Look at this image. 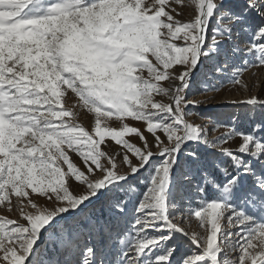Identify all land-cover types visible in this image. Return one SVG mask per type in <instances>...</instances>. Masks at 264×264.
I'll list each match as a JSON object with an SVG mask.
<instances>
[{"label":"snow or ice","instance_id":"6c2138e0","mask_svg":"<svg viewBox=\"0 0 264 264\" xmlns=\"http://www.w3.org/2000/svg\"><path fill=\"white\" fill-rule=\"evenodd\" d=\"M170 3L0 0V206L7 204L11 212L15 197L20 210L19 220L0 216V264H76L77 256L80 264H173L177 234L200 250L180 264H234L221 259L226 249L239 252L238 264H264V135L255 134L260 125L253 134L229 127L224 136L209 141L205 131L187 121L185 111L197 106L186 93L198 66L219 53L237 28L251 31L246 54L255 55L253 67H264V0H243L238 10L226 0H191L194 18L184 23L170 14ZM178 66L183 70L174 73ZM241 74L233 83L240 84ZM166 81L169 87H162ZM69 92L79 107L95 115L91 132L75 122L76 113L62 102ZM240 103L264 106L257 98ZM110 121L119 125L111 127ZM128 137L139 138L141 146ZM236 137L242 142L235 151L224 147ZM106 141L124 150L127 174H119L120 153L110 155ZM192 144L216 149L230 167L202 163L196 151H186ZM157 155L163 158L159 163L154 162ZM196 164L202 165L197 192L203 196L208 186L215 190L213 199L193 213L203 235L189 234L174 215L180 181L191 182ZM147 167L153 173L132 205L130 227L97 229L109 241L103 247L86 245L79 234L60 228L58 217L83 211L86 202L122 188ZM73 181L84 188L82 193L70 190ZM32 197L45 198V206ZM49 202L56 205L51 210ZM128 205L121 198L115 212L128 216ZM225 221L227 229L239 231H226ZM49 233L53 250L63 246L67 252L63 261L45 257L40 248L47 247Z\"/></svg>","mask_w":264,"mask_h":264},{"label":"rangeland","instance_id":"374dc122","mask_svg":"<svg viewBox=\"0 0 264 264\" xmlns=\"http://www.w3.org/2000/svg\"><path fill=\"white\" fill-rule=\"evenodd\" d=\"M243 2V0H226V3L233 5L237 8ZM170 7L174 9L170 14L174 15V18L180 22H190L194 18V5L191 4V0H171ZM167 10V9H166ZM180 13V15H176ZM251 23V21H250ZM252 40L251 31L245 33L239 28L233 32L231 40H226L219 53L211 55L207 59H204L198 66L191 88L186 93V97L192 100L197 106L193 107L189 105L185 111L189 113L186 119L194 126H198L207 133V139L209 141H215L218 138L225 135L229 127H234L237 132H244L246 134H253L257 125H260L261 131L255 133L256 135H264V106H249L240 103L250 98H257L264 100V67H253L252 64L255 60V55H247V44ZM239 48V52L234 50ZM219 69V71H217ZM181 67H177L174 73L182 71ZM237 72L242 73L240 75V84L233 83V79ZM170 82H163L162 87H169ZM205 89H215L207 90ZM159 102L171 103L172 101L168 97H157ZM65 107L72 108L76 113V123L85 128V130L92 131L95 125V115L88 113L86 109L79 107V100L71 92L62 101ZM235 102V103H233ZM76 107H73V106ZM130 126H135L141 131L144 130L145 125L140 122L126 121ZM119 122L110 121L109 126L117 127ZM220 127H217V126ZM215 129V130H214ZM148 143L151 145L154 143L153 137L150 134L145 133ZM163 138V137H162ZM129 141L136 146H141V141L137 137H128ZM242 141L236 137L229 141L224 147H229L232 150H236L238 145ZM108 145V151L110 155L116 156V163L118 166L119 174H127L129 169L123 165L122 156L124 150L117 145H114L111 141H106ZM154 153L158 150L153 147L151 149ZM196 151L202 157V163L208 162L209 164L220 167H230L226 163V158L219 156L216 149H210L204 145L192 144L189 149ZM73 162L84 170V164L78 156L74 153L70 154ZM131 158V157H130ZM163 158L158 155L154 157V162L159 163ZM133 164L138 162L135 158H132ZM202 165L196 164L191 166V175L193 179L191 182L186 180L180 181L181 197L178 199L179 209L174 212L176 217V223L184 228L189 234L196 233L203 235V230L199 226V222L194 217V211L203 206L206 201L213 199L215 190L208 186L205 189V194L201 196L197 190L196 185L202 182L201 175L197 174V169ZM188 165L185 163L184 170H188ZM209 172L213 171V167H209ZM217 172L219 169H215ZM257 172L260 170L257 168ZM153 173V167H147L142 170L135 177H130L129 181L123 185L122 188L114 189L110 192H105L98 198H94L92 201L86 202V206H82L83 211L79 209L75 213L64 214L63 217H58L59 225L61 229L70 230L73 233L80 235L84 239L85 244L95 245L97 247H103L107 241V237L103 236L97 229H103V232H107L109 228H114L116 231H122L130 227L132 205L136 203L148 187V178ZM220 180H224V176L219 177ZM247 184L252 183V178L246 181ZM134 187L136 193L133 195L129 193V188ZM70 190L79 194L84 191V188L77 187L76 183L70 182ZM121 198L129 200L128 216H120L115 212L114 205ZM33 202L38 206H45V198L32 197ZM23 203H27L24 201ZM56 205L49 202L47 207L49 210ZM12 211H8L7 204L0 206V216L9 219L19 220L20 210L19 203L15 197L12 198ZM25 211H33L31 208H25ZM255 213V210H253ZM257 220H260V216H256ZM23 222V221H21ZM225 230L233 233L239 231V229H227L225 221ZM94 236V239L89 240V236ZM156 235V233H153ZM123 238V237H121ZM53 240L49 233L47 239V247L45 244H40V248L43 250L45 257L58 256L61 261L67 255V252L61 246L60 250L54 251L52 248ZM235 240V238H234ZM175 243L177 251L173 258V264H180V261L189 254H199L200 250L190 243V240L184 236L177 234ZM82 255V254H81ZM239 252L234 249H226L221 254V259H229L238 264ZM80 256L75 257L76 264H80Z\"/></svg>","mask_w":264,"mask_h":264}]
</instances>
